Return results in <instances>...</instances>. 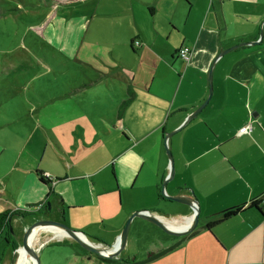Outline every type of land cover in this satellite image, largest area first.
Here are the masks:
<instances>
[{"label": "crops", "instance_id": "1", "mask_svg": "<svg viewBox=\"0 0 264 264\" xmlns=\"http://www.w3.org/2000/svg\"><path fill=\"white\" fill-rule=\"evenodd\" d=\"M79 1L87 0H42L55 10L61 2ZM121 1L114 14L98 17L130 15L139 28L129 47L140 57L144 52L152 55L154 66L139 72L138 65L128 67L121 62L108 66L107 74L88 77V86L102 80L98 94L102 103L89 101L98 109L91 121L85 120V105L75 101V93L66 91L59 98L56 95L54 103H44V108L36 101L39 107L14 110L6 114L8 120L0 116V130L24 116L37 117L38 127L49 131L69 122H77L81 130L78 142L71 146L48 137L56 148L49 146L53 157L61 161L60 152L68 158L64 168L42 165L36 151L21 148L14 149L13 159L4 162L0 145V162H4L0 165V214L10 212L7 225L16 227L25 221L19 215L25 210L45 216L38 208L49 201L48 217L53 214L56 222L84 232L94 244L111 246L137 211L169 214L170 218L161 219L175 231L192 222L188 206L166 199L182 195L197 203L199 213L197 226L188 235H170L135 217L123 249L113 260L86 251L72 239L54 246L70 247L93 264H264V0H141L145 10L141 5L136 10L132 0ZM91 17L65 19L60 53L74 57ZM240 44L246 45L216 59L220 52ZM182 47L191 50L186 62L177 55ZM212 64L210 100L187 122L208 96ZM19 101L31 105L32 99L19 97ZM249 125V134H238ZM177 128L180 131L165 143L164 135ZM103 138H113L107 146L111 155L80 163L77 151L99 148ZM166 150L174 168L168 179L171 165ZM37 173L53 180L43 186ZM120 193H125L126 204L118 214H125L124 218H106L110 205L106 199L114 197L120 206ZM253 201L258 202V209L249 208ZM239 207L241 212L207 231V224ZM7 225L0 226V264L15 260L13 240H6ZM10 228L14 234L17 228ZM89 229L96 231L92 238L96 241L88 238ZM101 229L107 239L97 235Z\"/></svg>", "mask_w": 264, "mask_h": 264}, {"label": "rangeland", "instance_id": "2", "mask_svg": "<svg viewBox=\"0 0 264 264\" xmlns=\"http://www.w3.org/2000/svg\"><path fill=\"white\" fill-rule=\"evenodd\" d=\"M120 2L124 1L87 0L71 5L61 2V5L55 10L44 4L42 0H0V84L5 89L0 91V116H4L5 120H8L10 117H7L6 114H11L14 110H21L24 107L27 109L39 107L40 104L36 101L41 103L44 108L47 106L44 103H47L48 100H52L51 103H54L56 95L59 98L61 92L66 91V93H75V101L81 106L85 105V113L88 115L85 120L91 121V119H95L98 109L89 105V101L93 98L95 103H102V99H98V94L102 92L100 86L102 80L94 86H88L86 85L90 82L87 80L88 77L93 76V73H97L98 77L107 74L108 66L117 67L121 62L128 67L138 65L139 72L143 70V67L154 66L152 55L144 52L140 57L139 52H132L129 47L132 35L137 31L136 28H139V23L134 24L130 15L120 16L117 14L109 18L98 17V15L114 14ZM132 4L136 10L140 5L145 10L141 0H132ZM127 5L125 4V6ZM124 9L126 12L128 6L127 9L126 7ZM72 16L92 17L86 21L82 43L78 47L77 53L73 58H68L60 53L59 47L62 45L61 39L65 22H67L65 19H71ZM161 45L159 49H161ZM25 86L26 88H24ZM19 97L32 99V102H29L31 105H22ZM91 109L94 114H91ZM36 118L24 116V120L10 122L0 130V145L4 148L3 161H11L14 155L13 150L21 148L22 150L36 151L42 159V165L67 167L69 160L66 156L58 152V156H61L62 159L59 161L51 154L49 146L51 145L53 148L55 146L52 142L49 143L48 137L59 139L63 144L71 146L73 142H78L76 136L81 132L78 123L69 122L66 127L59 126L55 131L53 129L49 131L38 127L39 120ZM101 142L97 144L99 148H94V150L77 151L80 163L88 161L92 163L97 156L109 155L110 150L107 146L113 144V138H103ZM4 162H0V165H3ZM109 201L110 205L105 210V217L118 221L123 219L125 214L119 215L118 213L125 208V193H120V206H118V201H114V197L113 201L106 199V202ZM66 207L68 206L66 205ZM52 217L53 214L51 218L37 213L29 215L24 222H20L16 227L11 225L12 228H17L13 237H16V241L21 246L27 228L39 221L47 219L55 221V217ZM16 222L18 220L15 219L14 223ZM103 230L101 229L97 235L107 239ZM87 233L91 241H96L92 239L95 237L93 236L96 233L95 230L89 229ZM54 234L58 233L53 231L38 233L39 239L35 244V251L39 264H93L82 259L70 247L58 248V246H54V243L58 241L61 243L70 239L64 237L51 240ZM39 243H43L41 247H39ZM143 251L141 250L139 258L143 256ZM16 258L17 252L15 251L14 264ZM23 264H27V261Z\"/></svg>", "mask_w": 264, "mask_h": 264}, {"label": "water", "instance_id": "3", "mask_svg": "<svg viewBox=\"0 0 264 264\" xmlns=\"http://www.w3.org/2000/svg\"><path fill=\"white\" fill-rule=\"evenodd\" d=\"M260 37H262V33H260ZM253 44H256V42L250 43V45H253ZM244 45H246V44H240V45L232 46L231 48L220 52L216 59H218L219 57H222L224 54H226L232 50H235L238 47L244 46ZM212 69H213V64H212L210 71H209V74H208V80H209L208 96H207L206 100L188 117L187 122H189L191 119L196 118V116L205 108L208 101L210 100V97L212 94ZM178 131H180V128H177L176 130H174L171 133L165 134L164 135L165 143L169 140V138L173 134H175ZM166 154L168 155V157L170 159V165H171L169 175L166 178V179H168V178H171L173 176L174 168H173V161H172L171 153L168 150H166ZM166 179L163 181V183H162L163 185L166 184ZM166 199H168L172 203L183 204L185 206H188L193 213V218L191 220L192 222H190L189 224H187L185 227L181 228L180 230L175 231L171 228H168L163 223V221L161 219V217L170 218L169 214H164L163 216H161V215L153 214V212H151V211H145V210L137 211L127 220V222H126L124 228L122 229L120 235L118 236L117 240H115V243L111 246H108L107 248H103L100 250L99 248H96V246L91 244L87 240L86 236L83 233L77 232V231L69 228L65 224L60 223V222L51 221V220L47 219V220L36 222V223L32 224L29 228H27V230L25 231L24 237H23V243H22L21 247L16 249V251L19 250L20 248L28 249L30 255L35 259L36 264H39V259H38L37 253L31 246L32 236L35 233V231H37L40 228H48V229L55 228L59 231L67 233L69 238L73 239L78 244H80L86 251L93 253V254H96V255H99L100 257L113 258L114 259L120 253V251L123 249L125 242L127 240L131 221L135 217L140 218V219L148 222L149 224H152L153 226H155L161 230H164L165 232L169 233L170 235H188V234H190L195 229V227L197 226V223H198L199 213L197 211V203L192 198H188V197L182 196V195L166 196ZM10 232L13 235V230L11 228H10Z\"/></svg>", "mask_w": 264, "mask_h": 264}, {"label": "trees", "instance_id": "4", "mask_svg": "<svg viewBox=\"0 0 264 264\" xmlns=\"http://www.w3.org/2000/svg\"><path fill=\"white\" fill-rule=\"evenodd\" d=\"M132 45H134V44L132 43ZM37 175H39V183L41 185L44 186L45 184L48 183V181H47L48 179L45 176L43 177L40 173H37ZM39 206H41V205H39ZM47 208H48V206H47V203L45 202L43 209L42 208L41 209L43 211H46ZM249 208L258 209V202L253 201L250 204ZM241 211H242V208H240V207L226 210L225 212H223L221 219L214 221V222H211V223L206 225L207 231L210 232L214 227L228 221L231 217H233L235 214H237L238 212H241ZM10 214H11L10 212H4V213L0 214V226L7 225L8 218H9ZM19 215L21 217L25 218L26 216L30 215V212L25 210L24 212L19 213ZM10 227L11 226L8 224L7 225V231H6V235H7L6 240H8V237H9V240L10 239L13 240L12 248H13V250H16L19 247V245L16 242V239L11 235V232L9 229Z\"/></svg>", "mask_w": 264, "mask_h": 264}, {"label": "bare ground", "instance_id": "5", "mask_svg": "<svg viewBox=\"0 0 264 264\" xmlns=\"http://www.w3.org/2000/svg\"><path fill=\"white\" fill-rule=\"evenodd\" d=\"M47 231H53L54 233H62V234L65 235V237H68L69 238V236L67 235V233L62 232V231H59V230H57L55 228H50V229H48V228H40L37 231H35V233L32 236V239H31V246H32V248L34 250L36 249L35 248V246H36L35 244L38 242V239H39V237H37L38 233L39 232H47ZM55 239L56 238L54 237L51 240H55ZM16 252H17V258H16V261H15V264H23V262L25 261V259L27 261V264H36L35 259L30 255L28 249L20 248Z\"/></svg>", "mask_w": 264, "mask_h": 264}, {"label": "built area", "instance_id": "6", "mask_svg": "<svg viewBox=\"0 0 264 264\" xmlns=\"http://www.w3.org/2000/svg\"><path fill=\"white\" fill-rule=\"evenodd\" d=\"M135 45H139V42H135ZM191 50L188 47H182L178 50L177 55L178 57L183 60L184 62L188 61L189 56H190ZM252 130V127L249 126H244L242 128L239 129L238 134L239 135H243V134H249ZM45 177L47 179L52 180V178L46 174ZM264 202V201H263Z\"/></svg>", "mask_w": 264, "mask_h": 264}, {"label": "flooded vegetation", "instance_id": "7", "mask_svg": "<svg viewBox=\"0 0 264 264\" xmlns=\"http://www.w3.org/2000/svg\"><path fill=\"white\" fill-rule=\"evenodd\" d=\"M53 180V179H52ZM46 203H47V206H48V208H47V210L46 211H44V213H46L47 214V216H48V213L50 212V210H51V203L48 201H46ZM44 204L45 203H43V204H41V206H39V208H38V210L39 209H43V206H44ZM46 214H45V216H46ZM23 220L22 221H24L25 219L23 218V217H21ZM71 239V238H70ZM73 240V239H72ZM89 241V240H88ZM90 242V241H89ZM91 244H93L94 246H96V248H99L100 250L101 249H103V248H107L108 246H104V245H102V244H94V243H92V242H90ZM103 258H105V257H103ZM105 259H110V260H113V258H105ZM121 261H123V262H126V261H124L123 259H121Z\"/></svg>", "mask_w": 264, "mask_h": 264}]
</instances>
